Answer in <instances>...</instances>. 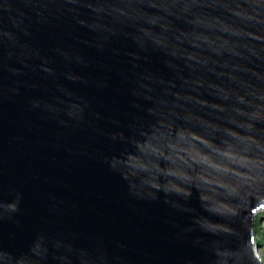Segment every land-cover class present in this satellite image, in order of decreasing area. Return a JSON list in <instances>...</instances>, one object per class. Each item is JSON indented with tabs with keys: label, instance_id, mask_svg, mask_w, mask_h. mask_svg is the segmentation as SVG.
Wrapping results in <instances>:
<instances>
[{
	"label": "water",
	"instance_id": "water-1",
	"mask_svg": "<svg viewBox=\"0 0 264 264\" xmlns=\"http://www.w3.org/2000/svg\"><path fill=\"white\" fill-rule=\"evenodd\" d=\"M264 0H0V264H263Z\"/></svg>",
	"mask_w": 264,
	"mask_h": 264
},
{
	"label": "trees",
	"instance_id": "trees-1",
	"mask_svg": "<svg viewBox=\"0 0 264 264\" xmlns=\"http://www.w3.org/2000/svg\"><path fill=\"white\" fill-rule=\"evenodd\" d=\"M253 230L255 233V242L262 249V261L264 264V211L255 216Z\"/></svg>",
	"mask_w": 264,
	"mask_h": 264
},
{
	"label": "rangeland",
	"instance_id": "rangeland-1",
	"mask_svg": "<svg viewBox=\"0 0 264 264\" xmlns=\"http://www.w3.org/2000/svg\"><path fill=\"white\" fill-rule=\"evenodd\" d=\"M264 211V209H261V210H259L258 212H257V214H260L261 212H263ZM256 214V215H257ZM254 238H255V233H254ZM255 246H256V252H257V254L261 257V259H262V249H261V246L260 245H257L256 244V242H255Z\"/></svg>",
	"mask_w": 264,
	"mask_h": 264
}]
</instances>
